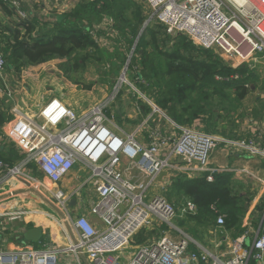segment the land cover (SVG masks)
<instances>
[{
	"label": "built area",
	"instance_id": "2783aa9c",
	"mask_svg": "<svg viewBox=\"0 0 264 264\" xmlns=\"http://www.w3.org/2000/svg\"><path fill=\"white\" fill-rule=\"evenodd\" d=\"M3 2L18 9L9 21L28 20L18 0ZM142 3L145 26L159 23L173 37L184 35L204 49L217 50L231 67L247 65L264 76V0ZM103 21L111 28L104 31L112 35L117 32L111 18ZM101 31L100 25L98 32ZM105 43L111 45L106 38ZM8 69L7 59L0 51V106L5 108L8 98L14 100L9 110L12 117L3 124L2 131L23 154L15 164L0 158V233L4 243L22 241L0 247V264H59L62 254L66 256L65 264H85L84 257L88 264H249L253 259L264 264V232L257 235L250 248L246 247L244 237L231 239L225 233L223 213L211 230L224 235L217 246L226 240L228 250L218 253L191 249V244L197 245L196 240L177 227L175 220L196 214L197 206L188 200L177 208L165 196L172 178L179 174L196 177L206 173L207 180L213 181L215 174L230 170L211 166L212 153L220 144L227 150L264 159L262 144L253 139L222 136L198 123H179L157 104L153 95L127 81V67L123 82L132 88L133 96L128 98L133 105L129 114L135 122L132 130L117 125L106 114L112 97L80 112L60 97H52L39 110L26 112L22 107L28 105L30 97L28 101L21 97L23 87L9 85L17 72ZM15 95H19L18 100ZM75 166L88 171V177L69 191L60 182ZM163 171L166 176L157 181ZM155 183L163 193L149 192ZM87 185L98 196L82 213L73 215L71 201L81 199V190ZM32 189L46 199L42 209L37 200L41 195ZM9 198L14 205L2 210ZM35 217H43L49 225L38 224ZM15 220L27 222L28 229L41 226L42 237L38 241L25 240L26 231L17 233L10 226ZM164 225L167 230L161 229ZM53 226L56 234L45 232ZM143 229L161 233L133 246L130 258L122 263L120 255L134 244L135 235ZM170 229L177 230L178 236L169 235ZM58 235L64 244L55 239ZM36 242L43 248H37Z\"/></svg>",
	"mask_w": 264,
	"mask_h": 264
},
{
	"label": "trees",
	"instance_id": "16d2710c",
	"mask_svg": "<svg viewBox=\"0 0 264 264\" xmlns=\"http://www.w3.org/2000/svg\"><path fill=\"white\" fill-rule=\"evenodd\" d=\"M4 7L9 14L15 15L12 6L6 4ZM108 15L113 16L115 21L116 18L120 21L118 25L127 38L131 36L134 25L138 22L142 23L146 18L143 3L139 0H77L74 8L57 15L52 23L20 19L9 21L11 26L0 25V51L7 59L8 70L21 73L27 67L46 65L55 59L80 56L85 59L86 55H90L88 53L90 46L95 44L91 38V28L100 23L103 30L111 29L103 21ZM149 25L143 36L149 37L147 50L150 51L151 56L144 58L143 67L154 65L157 73L171 75L181 73L192 78L190 81L174 82L171 95H180L184 88L192 89L194 79L204 74L205 87L208 89L204 90L205 99L199 100L194 95L186 98L181 113L176 111L175 106H171L173 98L163 97L162 89L159 90V95L156 94L155 89L150 90L157 104L179 123L190 125L201 124V121L206 125L209 123L207 113L208 108L211 109L212 94L224 96L225 99H222L221 104L224 105L229 94L235 93L238 100L243 99L248 91L257 86L260 74L256 70H251L247 65L233 68L214 50L199 47L184 35L172 37L159 23L153 22ZM21 27L25 30L23 31ZM113 36H115L114 31ZM168 40L176 41L172 42H175L172 50L166 48L169 45ZM83 50L86 53L80 54ZM78 66L80 63L75 61L74 67ZM161 79L166 80V78ZM182 84H185V87ZM158 86L161 88L162 85ZM223 111L221 109L219 115ZM6 112H8L6 107L0 106V158L15 164L18 158L22 159L23 154L4 136L2 126L10 118ZM204 124L207 131L215 132L209 129L210 126L206 128ZM246 188V183L236 179L231 172L217 173L213 181L207 180L206 173L196 177L179 174L172 178L165 196L177 208L188 200L195 202L196 214L178 217L175 221L187 234L201 241L200 228L211 229L215 226L220 213L225 214L226 230H238L241 227L247 205L251 201L244 192ZM155 232L156 230L143 229L135 235L133 243L138 245L158 237L157 235L153 237ZM191 247L196 248L195 244H191Z\"/></svg>",
	"mask_w": 264,
	"mask_h": 264
},
{
	"label": "rangeland",
	"instance_id": "374dc122",
	"mask_svg": "<svg viewBox=\"0 0 264 264\" xmlns=\"http://www.w3.org/2000/svg\"><path fill=\"white\" fill-rule=\"evenodd\" d=\"M139 1L142 2V0ZM107 17L113 20L112 27L117 30L115 36L104 30L101 33L98 32L101 24H96L97 28L92 30L93 33H90L95 44L90 46L88 52L90 55H86L85 59L81 56L77 58L66 57L61 60L55 59L49 61L46 65H34L23 69L21 73L14 74L13 78L9 80V85L12 88L23 87L20 92L21 97L25 99L30 97L29 101L27 99L29 105L25 107L26 110L32 109L35 112L50 98L60 97L65 103L80 112L100 102L108 101L112 97L111 102L105 109L106 114L117 125L130 130L134 128L135 122L128 119L133 107L128 98L133 95L132 88L123 82V73L126 67L128 68L127 81L134 83L147 94H151L150 90L153 88L156 90V94L159 95V90L162 89L163 97L173 98L171 106H175L178 113L182 112L186 98L194 95L199 100L205 99L206 93L204 90L208 89L205 87L204 74H200L198 78L194 79L192 89L184 88L180 95H171L170 91L173 89L172 84L174 82L180 80L190 81L192 78L181 73L175 75L157 73V71L155 72L156 67H153L154 65H148L147 68L143 67L144 58L151 56L150 51L147 50L149 37L143 36L149 25L145 26L146 18L142 23L138 22L134 25L131 36L127 38L125 32L118 25L120 21L117 18L115 21L114 17L110 15L105 16V18ZM104 36L111 41V45L105 43ZM173 41L175 40H168L169 45L166 48L172 50L176 42L172 43ZM215 52L220 56L217 50ZM84 53L86 52L83 50L80 54ZM195 54L198 53L195 52ZM75 61H78L80 66L74 67ZM161 78H166V80ZM159 84L162 85L161 88L158 86ZM182 86L185 87V84H182ZM222 99H225V97L216 93L211 95V109L208 108L207 113V115L209 114V123L205 125L204 122L200 121L201 124L199 125L204 124L207 126L206 128L210 126L209 129L222 136L246 140L253 139L255 134L261 130L257 126L264 127V76L260 75L257 86L248 91L243 99L238 100L236 94L231 93L227 96L226 104L221 105ZM221 109L224 111L219 115ZM171 112L173 114V110ZM6 114L9 113L6 112ZM251 126L256 128L253 129ZM20 158L16 161L19 162ZM87 177L88 171L81 170L79 179L75 181V184H81ZM90 186L87 185L81 190L85 197L89 196ZM235 187L237 188V186ZM42 190L44 195L50 197L49 192L45 189ZM149 192L161 194L163 189L158 183H155L151 186ZM37 200L42 204L39 205V209H42L47 203L43 196H38ZM4 203L6 207H2V210L11 207L13 200L9 198ZM40 218L44 220L43 217ZM54 229H56L55 226ZM209 230L200 228L201 242L206 248L212 249L214 238L208 232ZM0 240H2V236H0ZM8 241L6 240L5 243ZM133 246H136V244H132V248L129 247L120 255L122 263L126 262V259L132 254ZM36 247L43 248V244L36 242ZM64 259L65 255L62 254L59 264H65Z\"/></svg>",
	"mask_w": 264,
	"mask_h": 264
},
{
	"label": "crops",
	"instance_id": "0c3cea01",
	"mask_svg": "<svg viewBox=\"0 0 264 264\" xmlns=\"http://www.w3.org/2000/svg\"><path fill=\"white\" fill-rule=\"evenodd\" d=\"M18 1L21 4V9L26 12L28 20L32 22H34L35 20H39V21L51 22V23L56 20L57 15L74 8L77 2V0H18ZM5 5L6 3H4L3 0H0V25L4 27H6V25L11 26L8 22H9V18L13 15V14L12 15L9 14L6 11L4 7ZM12 8L14 14H16L18 9L15 7ZM21 28L23 31L25 30L23 27ZM15 96L18 100L19 95H15ZM13 104H14V100L8 98L6 109L10 115V118L12 117V113L9 110ZM28 105L22 107V109L26 112H32L33 111L32 109H29V111L25 109V107H27ZM128 119L134 121V119H131L130 117ZM254 127L252 128L254 129ZM257 128H260L261 130L255 134L253 140L264 146V127H262L263 128L262 129L258 125ZM211 166L225 168L226 170L230 169L225 172H231L236 179L246 183L247 185V188L245 189L244 192H246L247 196H249V199L251 201L247 205L248 207L244 214L241 227L238 230L237 229L227 230L225 231V233H227L231 239L237 237H244L245 246L250 248L257 235L262 234L264 232V159L254 158L245 152H237L232 149L227 150L223 145L220 144L215 148V150L212 153ZM235 169H238V171H236ZM80 171H81L80 168L78 166H75L69 172V174L65 178H63V180L60 182V186L69 191L75 188L77 186L75 184V181L79 179ZM32 191H35L36 193L41 195V193L35 189H32ZM97 196L98 195L95 191H90L88 197H85L83 195L81 199L74 198L71 201V203L74 202V204H72L73 206L71 207L73 215L82 213L84 211L83 208H86L87 205L93 203L94 200L97 198ZM13 205L14 204H12V206ZM91 217L94 220L98 221L94 215H92ZM35 221L38 224L42 222L41 224H43L44 226L49 225L48 222H43V220L40 217H35ZM33 225L35 226L36 224L33 223ZM175 225L178 227L176 221H175ZM10 226L14 228L15 232L22 234L28 229L27 222H25L24 220H15V222L10 223ZM161 229L167 230L168 227L164 225L161 227ZM147 230L150 231L149 229ZM176 231L177 230L170 229L168 230V234L171 236H178V233ZM45 232L51 235V233L56 234L57 231L54 229L53 226L51 229H46ZM208 232L214 238L213 248L208 249L205 247L203 242L195 239L197 242V245H195L196 246L195 249L204 248L218 253L225 252L228 250V244L226 243V240H223L222 244L220 246H217L219 241L222 238H224L223 234L221 235L220 232L214 233L213 230L211 229ZM160 233H161L160 230H156V232L153 234V237L156 235L159 236ZM0 236H2L1 233ZM55 239L59 241L60 244H64L59 235L57 236V238L55 236ZM21 241L22 239L19 240L16 239L12 243L5 244L3 240H0V247H3L5 245L7 246L17 245ZM190 248L192 249V247ZM71 256L72 259L75 258L74 255ZM65 259H64V263H65ZM83 261L85 262V264H88L85 257ZM249 264H262V262H257V260L253 259L249 262Z\"/></svg>",
	"mask_w": 264,
	"mask_h": 264
},
{
	"label": "water",
	"instance_id": "95a60500",
	"mask_svg": "<svg viewBox=\"0 0 264 264\" xmlns=\"http://www.w3.org/2000/svg\"><path fill=\"white\" fill-rule=\"evenodd\" d=\"M165 176H166V172L165 171L161 172L157 176V181H162ZM49 203L54 209L60 212L57 206H55L51 202ZM71 204H74V202H72ZM42 233H43V228L41 226H36L34 228H29L28 230H26V232L24 233V238L27 241H38L42 237Z\"/></svg>",
	"mask_w": 264,
	"mask_h": 264
},
{
	"label": "bare ground",
	"instance_id": "6f19581e",
	"mask_svg": "<svg viewBox=\"0 0 264 264\" xmlns=\"http://www.w3.org/2000/svg\"><path fill=\"white\" fill-rule=\"evenodd\" d=\"M129 258H130V257H129ZM129 258H128V259H129ZM128 259H126V261H127Z\"/></svg>",
	"mask_w": 264,
	"mask_h": 264
}]
</instances>
